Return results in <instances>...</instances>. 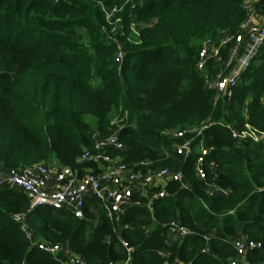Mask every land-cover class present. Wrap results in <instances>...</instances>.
<instances>
[{"label":"trees","instance_id":"16d2710c","mask_svg":"<svg viewBox=\"0 0 264 264\" xmlns=\"http://www.w3.org/2000/svg\"><path fill=\"white\" fill-rule=\"evenodd\" d=\"M247 1L0 0V168H74L96 135L114 133L113 119L127 111L120 132L126 164L148 163L145 172L181 169L189 185L170 181L167 196L151 206L135 197L114 220L95 198L79 217L48 206L31 210L21 189L1 188L0 264H61L31 246L15 214L26 216L38 240L67 244L90 264H231L240 237L262 243L246 258L264 262V138H233L247 124L264 132V44L232 97L216 105L206 78L217 65L205 74L196 67L205 39L240 32ZM100 4L124 6L121 67ZM255 10L264 15V0ZM134 21L139 36L130 29ZM203 124L208 160L216 164L206 181L194 173L195 150L188 161L164 156L173 144L164 132ZM214 186L226 194L209 195ZM175 220L192 235L176 238L169 227Z\"/></svg>","mask_w":264,"mask_h":264},{"label":"built area","instance_id":"2783aa9c","mask_svg":"<svg viewBox=\"0 0 264 264\" xmlns=\"http://www.w3.org/2000/svg\"><path fill=\"white\" fill-rule=\"evenodd\" d=\"M258 2L259 0H248L245 3L249 17L241 25L238 34L223 32L218 37L207 38L201 43L196 64L198 72L205 74L211 63L218 67L216 73L206 78L208 89L214 92L215 105L221 99L232 97L242 74L264 44V15L258 14L255 10ZM100 7L107 22L104 31L108 41L116 45L115 60L121 67L126 57V48L120 40L123 35V21L119 15L124 6L111 8L100 4ZM130 29L139 36L140 26L136 21L131 23ZM128 117V112L124 111L113 119L112 125L116 130L110 136L103 138L97 134L93 149H86L83 152L77 159L76 167L40 162L21 168L0 170V189L5 187L21 189L31 201V210L48 206L55 210L67 209L77 215L82 213L88 199L95 198L101 203L108 217L114 220L135 204V197L147 198L149 206L154 201L165 198L170 181L188 188L185 174L181 169L175 171L162 167L145 172L143 168L147 167L148 163H140L134 167L126 164L120 154L127 150L120 140V132L126 127ZM208 128L209 125L203 124L199 128L164 132L173 140L171 150L164 152L166 159L180 157L188 161L192 158L194 150H197L194 173L200 181H206L209 173L216 170V164L208 160L211 151L206 146L204 138ZM233 138L239 141L250 139L260 142L264 138V132L247 124L245 130L241 132L233 130ZM114 152L118 154L113 155ZM216 193L226 194V191L211 187L209 195ZM13 219L21 224V229L32 247H38L52 255L61 264H90L84 257L76 255L67 244H52L38 240L24 214H15ZM169 227L176 238L183 239L192 235V232L178 220L171 221ZM205 239L209 241V236H205ZM123 244L131 254L133 249L127 243ZM233 244L237 257L231 264H264L251 263L246 258L248 252L262 250L261 242L240 237L235 239ZM120 264H129V261Z\"/></svg>","mask_w":264,"mask_h":264},{"label":"water","instance_id":"95a60500","mask_svg":"<svg viewBox=\"0 0 264 264\" xmlns=\"http://www.w3.org/2000/svg\"><path fill=\"white\" fill-rule=\"evenodd\" d=\"M78 216H79V217H83V214H82V213H79Z\"/></svg>","mask_w":264,"mask_h":264},{"label":"rangeland","instance_id":"374dc122","mask_svg":"<svg viewBox=\"0 0 264 264\" xmlns=\"http://www.w3.org/2000/svg\"><path fill=\"white\" fill-rule=\"evenodd\" d=\"M135 36H137L136 34H134ZM173 131H175V130H173ZM195 152L197 153V150H195Z\"/></svg>","mask_w":264,"mask_h":264},{"label":"crops","instance_id":"0c3cea01","mask_svg":"<svg viewBox=\"0 0 264 264\" xmlns=\"http://www.w3.org/2000/svg\"><path fill=\"white\" fill-rule=\"evenodd\" d=\"M0 170H5V168H0Z\"/></svg>","mask_w":264,"mask_h":264}]
</instances>
